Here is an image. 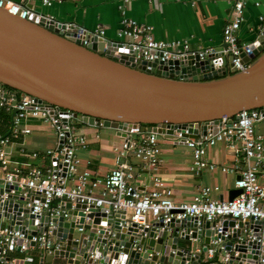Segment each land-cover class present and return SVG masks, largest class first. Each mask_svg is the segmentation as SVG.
I'll use <instances>...</instances> for the list:
<instances>
[{
	"label": "water",
	"instance_id": "obj_1",
	"mask_svg": "<svg viewBox=\"0 0 264 264\" xmlns=\"http://www.w3.org/2000/svg\"><path fill=\"white\" fill-rule=\"evenodd\" d=\"M62 29L63 24L55 20L36 15L22 19L0 8V87L12 88L14 97L17 92L31 95L51 112L53 107L70 110L84 123L115 129L121 137L138 125L165 139H173L174 130L186 129L185 136L191 138L208 129L215 134L222 118L229 124L243 109L264 108V27L260 24L251 41V54L243 55L248 66L242 71L227 69L231 57L225 51L204 59L186 53L177 60L154 61L146 69L144 61L136 65L132 52L121 49L116 40L95 35L82 46L74 39V29ZM60 116L65 123L66 111ZM12 188L17 193H10ZM20 191L17 185L0 187V229H16L23 221L32 234L43 231L45 227L37 229V216L23 207L27 199L18 195ZM240 191L233 189L228 199ZM4 192L7 198L1 199ZM66 208L71 217L54 220L53 234L62 245L39 257V264H202L205 245L217 236L227 250L233 245L240 254L234 259L257 261V241L234 243L240 229L225 240L210 229L214 223L202 222L198 230L196 219L189 217L165 225L153 223L145 229L146 235H139L135 224L120 226L117 215L92 206L88 214L92 222L84 225L86 233L80 235L75 219L80 216L78 221H83L85 205L75 204L71 209L67 202ZM39 218L41 224L48 220ZM244 223L259 236V220ZM233 225L234 221H224L222 231ZM111 229L115 236L108 239ZM134 238H139L140 249L132 248ZM19 243L20 239L2 247L12 250ZM196 245L201 252L192 255ZM172 249L176 252L171 253ZM31 262L32 258L25 257L12 264Z\"/></svg>",
	"mask_w": 264,
	"mask_h": 264
},
{
	"label": "built area",
	"instance_id": "obj_2",
	"mask_svg": "<svg viewBox=\"0 0 264 264\" xmlns=\"http://www.w3.org/2000/svg\"><path fill=\"white\" fill-rule=\"evenodd\" d=\"M40 1L44 6H51L64 0ZM118 1L120 27L116 41L121 44V49L132 52L136 65L144 61V67L151 69L150 63L154 61L177 60L186 53L197 54L200 59H204L209 54L217 52L212 47L192 49L186 40L155 39L150 25L138 23L127 15V5L133 0ZM248 2L249 0H233L230 18L222 29V41L225 45L223 51L231 57L229 69L234 68L237 71H242L248 66V63L243 61V55L248 56L252 52L251 42H241L238 38ZM254 5L264 8V0H255ZM0 8L22 19L36 15L38 18L43 16L47 20H55L52 16L36 11L27 0L18 2L0 0ZM258 20L263 29L264 10L258 16ZM55 22L59 23L57 20ZM60 23L63 24L64 32L74 29V39L82 46H86L95 35L104 36V28L100 26L89 30L75 22ZM12 90L8 86L0 87V110L11 114L8 123L9 133L0 134V187L6 184L19 186L21 191L18 195L27 199L23 207L27 208L30 214L37 216V229L40 226L45 229L32 234L27 225L23 226V221L16 229L1 228L0 264L14 263L5 259L9 249L2 246L10 242L16 243L19 239L21 243L15 247H18L21 253L32 247L30 246L32 242L38 249L40 257L60 248L62 243L57 241L53 234V230L57 227L54 220L58 217L64 219L71 217L66 208L67 202L71 203V209L75 204L85 205L83 221L81 223L78 221L80 216H76L75 219L76 230L80 235L86 233L84 225L92 222V218L88 216L92 206L103 209L105 214L117 215L120 226L135 224L136 233L139 235H146L145 229L152 227L153 223L162 222L165 225L172 220L192 217L196 219L198 230L202 222L214 223L210 225V229L216 230L225 240L231 236L233 230L240 229V234L234 243H240L244 239L257 241L259 247L255 264H264V133L256 130L258 122L264 123V108L243 109L229 124L226 118H222L215 134L208 129L206 134L200 133L191 138L185 136L188 132L186 129L183 132L174 130V143L185 145L191 150L190 170L195 175L216 170L231 173L236 176L234 188L241 189L232 199H218L212 197V193L219 190L218 186H203L192 199L176 201L172 197V190L159 174L162 154L159 134L143 131L139 125L131 127L123 137L121 149L125 153L129 151L136 158V165L119 162L100 178L89 168H82L83 163L77 155V152L87 145L86 136L80 134L77 129V122L81 116L76 118L72 111L54 107L51 112L35 97L22 92H17L14 97ZM63 111L67 113L65 123L60 116ZM31 119H39L51 125L56 137V146L41 152L27 151L23 144H18L19 154L28 159L13 162L11 146L20 136L31 132V128L27 125V121ZM0 122H2L1 117ZM134 135L139 136L135 138ZM219 142L226 143L234 152L236 163L232 166L217 165L207 159L208 148ZM44 157L50 159L51 165L40 168L29 161V158L35 160ZM144 174L148 176L151 187L131 194L130 185ZM10 193L17 192L12 188ZM5 198L7 192L1 195V199ZM44 216L48 220L45 224H41L39 217ZM246 220L260 221L257 228L258 237L254 228L245 225ZM224 221H234V225L227 226V229L222 231ZM114 236L115 231L109 230L108 239ZM138 241L139 238L133 239L132 248L140 249ZM179 245L185 247L183 244ZM205 246L206 250L201 257L202 264H250L234 259L232 256L240 254L234 250L233 245L227 250L220 236L211 239L210 244ZM194 251L201 252V246L193 247L192 255ZM175 252L176 249L171 250V253Z\"/></svg>",
	"mask_w": 264,
	"mask_h": 264
},
{
	"label": "crops",
	"instance_id": "obj_3",
	"mask_svg": "<svg viewBox=\"0 0 264 264\" xmlns=\"http://www.w3.org/2000/svg\"><path fill=\"white\" fill-rule=\"evenodd\" d=\"M254 1L249 0L245 7L244 20L238 31L241 42L250 43L253 40L259 25L258 16L264 10L263 6H255ZM27 2L36 11L43 10L46 12L45 15L52 16L59 22H75L89 30L100 26L104 28V36L107 39H117L116 34L120 27L118 0H64L51 6L42 5L40 0H27ZM232 2L233 0H133L127 5V15L138 23L150 25L157 40H186L192 49L212 47L217 52H221L224 50L222 29L230 18ZM229 66L230 63L227 66L228 70ZM0 117L3 122L8 114L0 110ZM2 122H0V134L6 135L9 133L8 124ZM27 125L31 128V132L20 136L11 146L13 162L28 159L19 154L18 144H23L27 151L41 152L56 146L55 133L49 123L31 119L27 121ZM260 125L264 123L258 122L256 128ZM77 129L87 138L86 147L77 152L83 163L82 168H89L95 175L103 178L119 162L136 165V158L129 151L125 153L121 149L124 138L118 135L117 130L105 128L99 123L94 125L84 123L82 117L77 122ZM257 131L264 133L259 129ZM138 136L134 135L135 138ZM159 141L162 149L159 174L172 190L174 200H190L203 186L219 187L218 191L212 193L213 198H229L230 191L235 189L234 174L216 170L195 175L190 170L192 154L189 148L162 136H159ZM206 157L217 165L228 167L236 163L234 152L224 142L208 148ZM238 158L241 159L240 156ZM29 161L40 168L51 165L48 157L35 160L29 158ZM133 184L129 187L131 194L151 187V182L145 174ZM25 257L32 258L31 264L40 262V254L36 247H30L23 253L17 248L9 249L5 259L14 262Z\"/></svg>",
	"mask_w": 264,
	"mask_h": 264
},
{
	"label": "rangeland",
	"instance_id": "obj_4",
	"mask_svg": "<svg viewBox=\"0 0 264 264\" xmlns=\"http://www.w3.org/2000/svg\"><path fill=\"white\" fill-rule=\"evenodd\" d=\"M43 9H44V8H43ZM38 12H40V13H42V14H44V15L46 14V12H45V11H43V10H41V11H38ZM258 125H259V124H258ZM257 128H258L259 130H262V131H264V125H260V126H258ZM257 128H256V129H257ZM258 129H257V130H258ZM161 145H162V143H161Z\"/></svg>",
	"mask_w": 264,
	"mask_h": 264
},
{
	"label": "trees",
	"instance_id": "obj_5",
	"mask_svg": "<svg viewBox=\"0 0 264 264\" xmlns=\"http://www.w3.org/2000/svg\"><path fill=\"white\" fill-rule=\"evenodd\" d=\"M10 116H11V114L9 113V114H8V117H7L6 119L4 118V120H3L2 123H3V124L6 123L5 125H7V124L10 122Z\"/></svg>",
	"mask_w": 264,
	"mask_h": 264
}]
</instances>
